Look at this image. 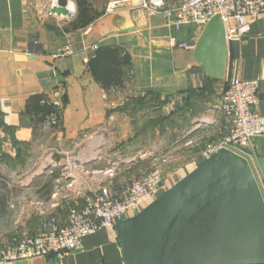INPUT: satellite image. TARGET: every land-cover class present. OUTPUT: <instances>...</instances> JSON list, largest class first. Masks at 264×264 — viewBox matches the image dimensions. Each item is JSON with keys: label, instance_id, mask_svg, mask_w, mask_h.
<instances>
[{"label": "crops", "instance_id": "1", "mask_svg": "<svg viewBox=\"0 0 264 264\" xmlns=\"http://www.w3.org/2000/svg\"><path fill=\"white\" fill-rule=\"evenodd\" d=\"M64 1L60 4L70 1L72 17L53 13L51 0H0V164L30 159L32 164L39 165L43 153L38 151L43 150L47 129L26 112L29 99L38 94L62 105L59 126L50 128V141L58 148L68 145L75 151L89 134L99 129L104 128L109 134L115 130L118 139L131 135V129H140L136 116L131 119L136 114L159 113L170 121L172 130H191L196 136L198 131L205 130L219 140L230 127L221 110L222 92L236 77L258 82L260 100L256 110L264 115V15L248 19L249 31L240 39L231 37L236 23H225L226 77L217 79L207 75L195 59L194 48L202 28L185 25L176 30L163 15L137 7L136 0H88L102 14L88 26L72 29L77 0ZM172 36L191 47L174 46L170 42ZM114 45L125 48L131 62L124 69L123 84L106 89L93 77L88 63L98 48ZM68 46L72 53H63ZM143 96L159 106H140L132 101ZM150 128V139H156V128ZM247 149L258 150L264 160V137L255 138ZM51 184V189L36 184L24 192L47 199L54 181ZM9 198H2L4 209L10 208L13 200ZM32 212L18 230L7 226L2 231L7 236L1 242H7L8 234L15 236L20 231L35 234L43 218ZM16 264L125 262L116 230L102 229L83 238L76 251L37 256Z\"/></svg>", "mask_w": 264, "mask_h": 264}, {"label": "built area", "instance_id": "2", "mask_svg": "<svg viewBox=\"0 0 264 264\" xmlns=\"http://www.w3.org/2000/svg\"><path fill=\"white\" fill-rule=\"evenodd\" d=\"M136 0L135 5L151 13L163 15L176 30L185 25L202 29L215 15L233 20L236 31L232 38L240 39L249 31L248 19L264 15V0ZM60 0H51V5ZM70 5V1L66 5ZM170 42L179 48L191 46L176 36ZM97 46H94L96 49ZM65 54L72 53L66 47ZM260 100L259 84L255 80L236 77L228 82L221 96V110L230 123L226 136L207 145L201 160L221 148L244 154L255 138L264 137V115L256 110ZM54 105L61 110V102ZM58 113L43 123L50 129L60 124ZM111 138L106 129L89 134L84 143L68 150L56 159L54 153L41 156L39 174L57 175L52 193L47 199L31 201L32 210L43 218L40 229L33 235L19 232L0 245V264H16L20 260L49 254L66 255L81 248L82 240L102 229H114L116 224L139 212L163 191L165 179L157 155L150 151L137 157L123 159L110 153ZM192 143V140L187 144ZM150 160V169L140 177L120 179V176L140 160ZM200 161V160H199ZM57 173V174H55ZM10 208L15 203H10Z\"/></svg>", "mask_w": 264, "mask_h": 264}, {"label": "water", "instance_id": "3", "mask_svg": "<svg viewBox=\"0 0 264 264\" xmlns=\"http://www.w3.org/2000/svg\"><path fill=\"white\" fill-rule=\"evenodd\" d=\"M72 17L66 5L52 8ZM207 75L225 79L226 24L215 15L194 48ZM221 148L115 230L125 264H264V160ZM263 184V185H262Z\"/></svg>", "mask_w": 264, "mask_h": 264}, {"label": "rangeland", "instance_id": "4", "mask_svg": "<svg viewBox=\"0 0 264 264\" xmlns=\"http://www.w3.org/2000/svg\"><path fill=\"white\" fill-rule=\"evenodd\" d=\"M99 2L101 3V0H99ZM147 104L159 106V103L152 100L148 101ZM160 115L159 113L152 116L147 114L131 115V119L136 116L137 125L140 129L138 130L136 127L135 130L131 129V135H127L124 139H118L116 137L117 132L111 130L109 134L111 138L109 152L119 154L123 159L138 158V155L145 151L154 153L159 159V168L167 180L164 188H170L186 176L199 160L201 161L203 150L208 144L217 141V139H213L210 132L208 133L205 130H201L202 132L198 131L199 134L197 136L195 133H191V130H172L170 128V121H166V119L162 118ZM149 116L152 117V121L149 120ZM131 125L134 126L132 120ZM151 126L152 128H156V139L153 137L150 139L149 137ZM51 130L52 129L46 130L45 145L42 147L43 150H39L38 152H42L43 155L54 153L55 158L59 159L63 157L72 146L66 145L58 148L57 145H53V141H50L52 139ZM194 134L195 137L192 138ZM190 140H192V143L187 144ZM32 163L30 159H26L24 161L20 160L18 163L12 162L10 165L5 163L0 164V197L9 195V200H13L11 203H15L14 208H0V245L5 243L1 242V238L7 236L2 232L5 231L7 226L8 229L12 228V230H18V228L25 223V217H30L33 213L31 201L38 198L35 197L34 193H25L24 191H26L27 188L34 187L36 184L45 185L48 181H52L51 183H53L54 179L57 177V175L51 177L48 176V174H39L38 165ZM150 165L149 159H139L137 164L133 165L131 169L125 171L120 176V179L140 177L144 172L150 169ZM42 191L46 194V189ZM8 223H10V225ZM13 237L14 236H9L8 234L7 242Z\"/></svg>", "mask_w": 264, "mask_h": 264}, {"label": "trees", "instance_id": "5", "mask_svg": "<svg viewBox=\"0 0 264 264\" xmlns=\"http://www.w3.org/2000/svg\"><path fill=\"white\" fill-rule=\"evenodd\" d=\"M62 4L66 1L61 0ZM102 12L95 10L93 3L88 0H77V12L71 22L72 29H81L95 21ZM130 54L122 46H105L96 50L94 56L88 63V68L93 77L106 89L114 86L122 85L125 79V68L130 65ZM136 105L144 106L149 99L139 97L132 99ZM26 112L35 118L37 124H43L44 121L52 114L58 113L61 117V111L49 101L46 95H33L26 106ZM22 160V159H20ZM20 160L15 159L13 163H18ZM9 161V164H12ZM196 167V164L191 168V172ZM188 172V173H189ZM52 177V176H51ZM52 181H48L43 187L46 189L52 187ZM169 187L163 189L161 194ZM0 197V208H3L4 201ZM137 212L131 214L134 215Z\"/></svg>", "mask_w": 264, "mask_h": 264}, {"label": "bare ground", "instance_id": "6", "mask_svg": "<svg viewBox=\"0 0 264 264\" xmlns=\"http://www.w3.org/2000/svg\"><path fill=\"white\" fill-rule=\"evenodd\" d=\"M70 9L74 11V7H73V5H72V4H71V6H70Z\"/></svg>", "mask_w": 264, "mask_h": 264}]
</instances>
